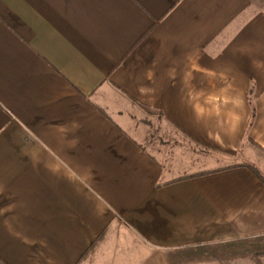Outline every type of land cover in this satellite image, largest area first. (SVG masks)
Instances as JSON below:
<instances>
[{
    "label": "crops",
    "instance_id": "crops-1",
    "mask_svg": "<svg viewBox=\"0 0 264 264\" xmlns=\"http://www.w3.org/2000/svg\"><path fill=\"white\" fill-rule=\"evenodd\" d=\"M261 154L264 5L0 0V264H253Z\"/></svg>",
    "mask_w": 264,
    "mask_h": 264
},
{
    "label": "rangeland",
    "instance_id": "rangeland-1",
    "mask_svg": "<svg viewBox=\"0 0 264 264\" xmlns=\"http://www.w3.org/2000/svg\"><path fill=\"white\" fill-rule=\"evenodd\" d=\"M254 1L258 5H264V0ZM142 122L148 124L150 138L160 144L159 148L164 158L166 174L169 177H179L201 167L217 165V163L213 162L215 159L209 156L210 152L208 149L186 140L187 138H184L179 133L171 134L169 132L160 131L159 128L156 127L159 126V122L156 120H153L152 123L148 120H143ZM250 157H252V159L254 158V156ZM254 160L256 161L255 165L257 169L264 175V156L261 154V157L257 159L254 158ZM262 238H264V236H261V238L257 237L252 242L251 251L253 257H255L258 252H263L264 250V239ZM252 259L254 261V258ZM261 263L264 264V255H262ZM253 264L257 263L254 261Z\"/></svg>",
    "mask_w": 264,
    "mask_h": 264
},
{
    "label": "trees",
    "instance_id": "trees-1",
    "mask_svg": "<svg viewBox=\"0 0 264 264\" xmlns=\"http://www.w3.org/2000/svg\"><path fill=\"white\" fill-rule=\"evenodd\" d=\"M238 165L247 167L251 172H253V174L259 179V181L264 184V175L257 169V167H255V165H253L252 163H249V162H243V163H240ZM262 239H264V238H262ZM262 255H264V250H263V252H261V251L258 252L256 254V256L253 257L254 258V261L257 264H262L261 263Z\"/></svg>",
    "mask_w": 264,
    "mask_h": 264
},
{
    "label": "clouds",
    "instance_id": "clouds-1",
    "mask_svg": "<svg viewBox=\"0 0 264 264\" xmlns=\"http://www.w3.org/2000/svg\"><path fill=\"white\" fill-rule=\"evenodd\" d=\"M71 125H72V128H71L72 131L78 130L79 125L77 122L73 121L71 122ZM69 130L70 129L67 126H64L61 128V131H64V132H68Z\"/></svg>",
    "mask_w": 264,
    "mask_h": 264
}]
</instances>
